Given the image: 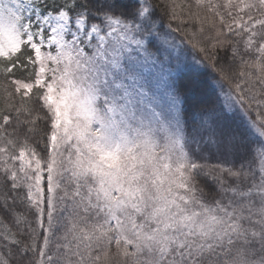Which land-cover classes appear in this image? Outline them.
<instances>
[{
  "label": "snow or ice",
  "instance_id": "1",
  "mask_svg": "<svg viewBox=\"0 0 264 264\" xmlns=\"http://www.w3.org/2000/svg\"><path fill=\"white\" fill-rule=\"evenodd\" d=\"M0 264H264V0H0Z\"/></svg>",
  "mask_w": 264,
  "mask_h": 264
},
{
  "label": "trees",
  "instance_id": "2",
  "mask_svg": "<svg viewBox=\"0 0 264 264\" xmlns=\"http://www.w3.org/2000/svg\"><path fill=\"white\" fill-rule=\"evenodd\" d=\"M208 98H209V99L212 98V94H211V92H209V94H208Z\"/></svg>",
  "mask_w": 264,
  "mask_h": 264
}]
</instances>
